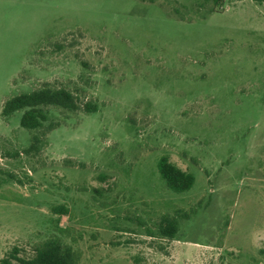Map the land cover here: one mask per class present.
I'll return each mask as SVG.
<instances>
[{
	"label": "rangeland",
	"instance_id": "rangeland-1",
	"mask_svg": "<svg viewBox=\"0 0 264 264\" xmlns=\"http://www.w3.org/2000/svg\"><path fill=\"white\" fill-rule=\"evenodd\" d=\"M45 86L96 111L0 117V258L58 238L77 264H264V5L0 0V108Z\"/></svg>",
	"mask_w": 264,
	"mask_h": 264
},
{
	"label": "trees",
	"instance_id": "trees-1",
	"mask_svg": "<svg viewBox=\"0 0 264 264\" xmlns=\"http://www.w3.org/2000/svg\"><path fill=\"white\" fill-rule=\"evenodd\" d=\"M251 1L264 5V0ZM48 109L67 112L80 110L86 114L96 111V107L89 102L84 103L80 108L73 93L66 89L45 86L28 94H19L4 100L1 103L0 117L7 118L14 112H21L19 126L27 131H34L42 127L46 121ZM31 141V147L38 143L36 137H33ZM156 172L165 188L175 194L188 191L193 184L192 175L175 167L166 156H161L157 160ZM51 212L59 216H65L67 213L62 206L51 208ZM176 231L175 217L161 216L159 218L157 232L160 237L172 239ZM77 261L78 254L58 238H48L34 244L29 257L19 256V249L12 247L0 258V264H77Z\"/></svg>",
	"mask_w": 264,
	"mask_h": 264
}]
</instances>
